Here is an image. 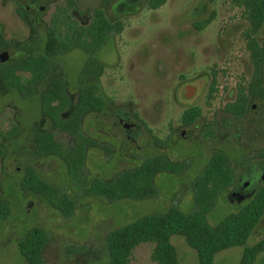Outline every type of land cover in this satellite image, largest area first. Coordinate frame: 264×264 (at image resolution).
<instances>
[{
    "label": "rangeland",
    "instance_id": "obj_1",
    "mask_svg": "<svg viewBox=\"0 0 264 264\" xmlns=\"http://www.w3.org/2000/svg\"><path fill=\"white\" fill-rule=\"evenodd\" d=\"M26 1L23 7L27 12L17 0H0V52H23L6 62L39 54L45 30L55 16L61 22L56 28L62 33L71 21L87 24L97 7L109 18L121 20L123 26L94 53L103 66L99 83L106 104L101 112L83 116L82 131L95 144L86 146L83 165L73 176L59 157L34 152V136L39 130H52L54 138L65 145L71 140L68 133L52 129L40 111L38 98L53 78L62 77L69 104L61 114L68 117L78 96L79 73L89 54L73 48L53 57L48 71L24 98L16 89L0 85V192L11 213L0 221V264H27L17 244L32 227L48 234L42 249L43 264H105L106 238L113 228L145 213L164 212L173 205L184 212L196 208L192 181L213 151H222L228 157L233 184L259 177L264 168L260 156L264 151V62L256 70L248 37L254 36L262 45L264 25L253 34L243 6L231 0H166L150 9L147 0H136L133 6L121 0V11H116L114 5L120 0ZM207 18L211 20L202 29L194 26ZM20 76L28 78L29 73L21 71ZM213 76L215 88L208 94ZM186 86L195 87L191 96L183 93ZM240 94L248 102L244 115L237 117L225 106L237 102ZM193 106L200 109L199 115L193 122L183 123V111ZM122 114L133 124L125 123ZM135 125L143 135L130 138L124 130L133 132ZM157 153L182 162L184 169L157 173L156 196L110 201L88 192L91 179L108 181ZM27 167L74 200L70 214L21 188L20 178ZM242 190L243 196L248 189ZM229 191L221 192L207 212L210 225L238 211L254 193L242 198L229 195ZM261 237L264 214L246 245ZM171 242L180 264H199L196 250L183 236L173 234ZM243 247L215 253L213 264H237ZM152 250L150 242L136 245L128 264H154ZM262 258L264 252L258 254L254 264Z\"/></svg>",
    "mask_w": 264,
    "mask_h": 264
},
{
    "label": "trees",
    "instance_id": "obj_2",
    "mask_svg": "<svg viewBox=\"0 0 264 264\" xmlns=\"http://www.w3.org/2000/svg\"><path fill=\"white\" fill-rule=\"evenodd\" d=\"M165 1L147 0L146 4L150 9H156ZM231 1L244 7L250 20V30L256 34L264 25V0ZM210 20H198L194 26L200 30ZM58 21L55 16L53 24L45 30L39 54L30 53L10 62H0V85L16 89L20 97L24 98L48 71L53 57L73 48L89 54L79 73L78 96L68 117H62L61 114L69 104L67 85L62 77L53 78L38 98L40 111L47 116L52 129L68 133L71 140L65 145L54 138L52 130H39L34 136V152L59 157L73 176L83 165L86 146L95 144L82 131L83 116L87 112L102 111L106 104L99 83L103 66L94 53L110 35L119 33L123 25L121 20L107 17L101 7L91 12V19L85 25L75 21L68 23L64 33L56 28V23H61ZM33 27H36V23H33ZM248 38V47L257 70L264 62V41L259 45L254 36ZM21 71H27L29 77H21ZM214 88L215 76L212 77L208 94H212ZM247 102L248 98L240 94L237 102L228 103L225 108L241 117L246 112ZM199 113L200 109L196 106L185 109L181 116L183 123L193 122ZM260 156L264 158V151ZM227 159L222 151H213L207 164L192 181L196 207L192 212H184L173 205L164 212L145 213L110 230L106 238L105 264H128L132 249L143 242L153 243L151 259L154 264H180L176 248L171 242L173 234L183 236L187 245L196 250L199 264H213L215 253L241 245L244 247L237 264H254L258 254L264 252V237L249 245L246 242L264 214V184L245 199L238 211L227 215L218 224L212 226L206 220V214L214 206L218 195L227 192L233 184L234 174ZM183 169L182 162L172 161L161 153L152 154L139 165L120 171L108 181L91 179L87 182L88 192L110 201L151 198L156 196L154 178L157 173H179ZM20 186L41 195L65 215L74 209V200L33 168L25 169ZM10 215V207L0 192V221ZM47 240L46 230L40 227L26 230L17 244L20 256L27 264H43L42 249Z\"/></svg>",
    "mask_w": 264,
    "mask_h": 264
},
{
    "label": "water",
    "instance_id": "obj_3",
    "mask_svg": "<svg viewBox=\"0 0 264 264\" xmlns=\"http://www.w3.org/2000/svg\"><path fill=\"white\" fill-rule=\"evenodd\" d=\"M17 1L21 6H24V7L27 6L26 0H17ZM19 54H23V52L13 53V51H11V50H4V51L0 52V62L5 61L9 57H16ZM194 91H195L194 86H186L183 89V93L187 96H191L194 93ZM116 122H117V120L115 121V123ZM263 183H264V168L260 171V175L258 178L253 179L252 182H246L245 181L241 185V188H240V185L237 184V186L230 189L229 195H232L233 197L234 196L238 197L240 195V197H241L242 196L241 194L243 191L242 189L245 187L248 190L246 193H243L244 195L242 196V198L245 196H249L250 194H252L253 191H255L257 188H259V185H261ZM257 264H264V258H262Z\"/></svg>",
    "mask_w": 264,
    "mask_h": 264
},
{
    "label": "flooded vegetation",
    "instance_id": "obj_4",
    "mask_svg": "<svg viewBox=\"0 0 264 264\" xmlns=\"http://www.w3.org/2000/svg\"><path fill=\"white\" fill-rule=\"evenodd\" d=\"M130 2V4H131V6H133L134 5V3L136 4V0H128V3ZM20 8H22L23 10H25V8L23 7V6H20V5H18ZM121 0L120 1H118L115 5H114V10H116V11H121ZM104 10V9H103ZM26 11V10H25ZM39 11V10H38ZM37 11V12H38ZM27 12V11H26ZM105 12V11H104ZM105 15H106V13H105ZM107 16V15H106ZM108 17V16H107ZM112 19V18H111ZM99 112H101V111H99ZM120 118H123L124 120H125V123H131V124H133L132 122H131V120L129 119V118H127L126 116H125V114H122V117H120ZM136 127L134 128V131L133 132H131L130 131V129H127V131L128 132H131L132 133V135H131V133H128L127 131H125L124 130V132H126V134H127V136L129 135L130 136V138L134 135V136H139V135H143V132H142V130H138L139 129V126L138 125H135ZM133 139V138H132ZM262 159H264V158H262ZM248 169V168H247ZM243 174V173H242ZM252 179H254L253 177L251 178V180ZM245 181H242V182H239V181H237V182H235L232 186H231V188L230 189H232V188H234L235 186H237V184L238 185H240V188H241V185L244 183ZM246 182H251L249 179L246 181Z\"/></svg>",
    "mask_w": 264,
    "mask_h": 264
}]
</instances>
